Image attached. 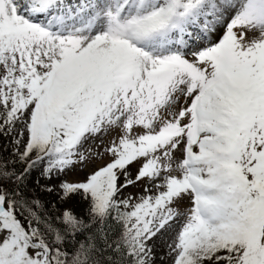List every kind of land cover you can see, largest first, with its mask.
I'll list each match as a JSON object with an SVG mask.
<instances>
[{
  "label": "snow or ice",
  "instance_id": "snow-or-ice-1",
  "mask_svg": "<svg viewBox=\"0 0 264 264\" xmlns=\"http://www.w3.org/2000/svg\"><path fill=\"white\" fill-rule=\"evenodd\" d=\"M0 264H264V0H0Z\"/></svg>",
  "mask_w": 264,
  "mask_h": 264
}]
</instances>
